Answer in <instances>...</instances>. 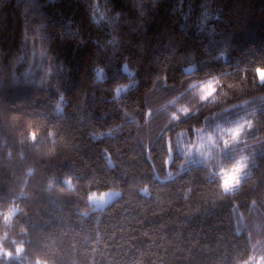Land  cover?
Segmentation results:
<instances>
[{"label": "trees", "instance_id": "16d2710c", "mask_svg": "<svg viewBox=\"0 0 264 264\" xmlns=\"http://www.w3.org/2000/svg\"><path fill=\"white\" fill-rule=\"evenodd\" d=\"M205 8L213 18L201 31ZM114 35L119 42L110 45ZM126 57L138 84L117 99L113 85L129 78L122 71ZM261 59L264 0H0V205L16 198L26 212L10 235L27 240L29 258L45 254L51 264H234L247 255L264 236V85L251 72L241 80L240 69ZM97 64L107 79L94 81ZM189 64L241 87L229 89L224 103L167 127L155 111L145 124L147 109L185 86ZM163 75L167 83L158 79ZM61 94L63 111L55 107ZM246 98L258 110L249 133L250 174L235 195L224 196L199 158L184 162L176 134L186 128L191 136L214 112L217 119L244 112L222 109ZM29 123L40 129L33 143ZM29 166L36 173L22 197ZM68 174L79 180L76 193L44 190L49 176L62 183ZM145 185L150 191H141ZM109 188L122 193L92 209L88 195Z\"/></svg>", "mask_w": 264, "mask_h": 264}, {"label": "clouds", "instance_id": "9594fccd", "mask_svg": "<svg viewBox=\"0 0 264 264\" xmlns=\"http://www.w3.org/2000/svg\"><path fill=\"white\" fill-rule=\"evenodd\" d=\"M158 0H152L155 5ZM140 15L144 16L146 13L142 7L137 5ZM120 13L117 12L116 16L119 17ZM213 15L205 8L200 16L199 24L201 31L203 25L208 20L212 19ZM218 18V17H216ZM93 22L97 25L99 21L93 17ZM215 29H209V32H214ZM119 37L112 36L108 41L110 45L118 44ZM227 49L219 52V57L226 56ZM194 59V57H193ZM195 68L194 64H189L185 68V74L181 77V83L185 86L177 91L174 95L164 99L157 108H149L145 113L144 123L148 124L153 112L163 114L165 117V127L169 124L177 123L182 118L189 114L197 115L204 105L215 106L224 101L230 96L229 89H240L239 82H233L227 79L223 73H204L203 75L192 71ZM122 71L128 74L127 80H122L113 85L112 91L114 97L119 99L121 93L128 91L138 80L135 79L136 69L128 63L127 57L124 60ZM241 80H247L248 73L251 72L253 82L264 85V59L258 60L250 65H244L241 69ZM94 81H99L102 78L107 79V69L102 64H97L93 69ZM158 79L167 83V76L163 75ZM65 97L63 94L59 96L56 101L55 107L59 111H63L65 104ZM251 103L250 99H243L237 104L225 105L222 109L223 112H229L233 108L243 107L246 110L239 113L234 117H227L225 119H217L220 112H214L210 117L199 126H193V134L189 136L186 128L180 129L176 136L179 138L177 143L178 147L184 157V162H188L192 157L199 158L207 168V173L218 178L216 188L221 195H235L236 191L240 189L245 177L250 174V165L253 155L248 149L254 140H249V133L256 127L258 120V110L256 108H248ZM212 123L209 124L208 120ZM28 141L35 142L37 135L40 133L39 128H33L32 124H28ZM49 137L53 138L55 143V132L50 130ZM261 139H264L262 137ZM172 138L168 139L169 156L168 161H171L172 156ZM232 152L230 160L225 158L226 152ZM11 155V152H9ZM23 159L24 153H20ZM36 168L29 166L25 169L23 182L19 186V195L26 197L29 195L27 191L29 185V178L34 176ZM79 186V180L72 174L65 175L62 178V183H59L55 175L49 176L45 184L44 190L52 193L54 190L59 193H76ZM142 192L150 191L148 185H145ZM189 188L185 196L190 194ZM119 195V190H116ZM97 197L96 192H91L87 199L89 201L95 200ZM103 199V195L100 197ZM256 201L253 200L252 204ZM20 214H26L23 205L13 198L7 205H0V264H8L12 258H24L25 264H51L50 260L45 254L37 253L29 258L26 255L27 240L24 238L18 239L17 236L10 235V230L14 225L16 217ZM85 215L87 212L85 211ZM19 233L22 236L27 235V228L23 225L19 228ZM239 234V233H237ZM251 241V233H249ZM234 264H264V236H259L254 242H251L247 255L241 253L234 258Z\"/></svg>", "mask_w": 264, "mask_h": 264}, {"label": "rangeland", "instance_id": "374dc122", "mask_svg": "<svg viewBox=\"0 0 264 264\" xmlns=\"http://www.w3.org/2000/svg\"><path fill=\"white\" fill-rule=\"evenodd\" d=\"M193 159H196L197 157H192ZM116 190H119V195L116 194ZM97 193V197L95 200L90 201L92 204V209H99L104 207L108 202L112 201L113 199L117 198L121 195L122 191L121 189L116 188H109L104 191H92ZM103 195V199L100 197Z\"/></svg>", "mask_w": 264, "mask_h": 264}]
</instances>
